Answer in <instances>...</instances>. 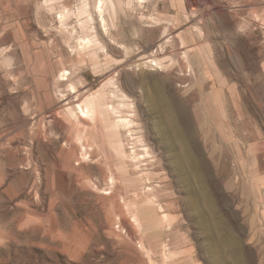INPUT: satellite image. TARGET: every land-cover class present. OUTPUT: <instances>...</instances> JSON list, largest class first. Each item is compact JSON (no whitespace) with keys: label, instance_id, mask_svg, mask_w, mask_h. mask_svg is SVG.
Here are the masks:
<instances>
[{"label":"rangeland","instance_id":"1","mask_svg":"<svg viewBox=\"0 0 264 264\" xmlns=\"http://www.w3.org/2000/svg\"><path fill=\"white\" fill-rule=\"evenodd\" d=\"M0 264H264V0H0Z\"/></svg>","mask_w":264,"mask_h":264},{"label":"bare ground","instance_id":"2","mask_svg":"<svg viewBox=\"0 0 264 264\" xmlns=\"http://www.w3.org/2000/svg\"><path fill=\"white\" fill-rule=\"evenodd\" d=\"M160 101H161V103L164 105V112H165V116L167 117H170V118H172L169 122H168V125H167V133H168V136H172V137H174V138H180V133H179V131H178V128H176V125L174 124V122L175 121H173V117H172V115H171V111H170V109H169V105L167 104V100L165 99V98H163L161 95H160V97L158 98ZM105 105V103L103 102V101H100L99 102V106L100 107H103ZM94 108H96L95 107V103H93V105H92ZM94 108L92 109V110H94ZM79 110L81 111V112H83V110L81 109V108H79ZM90 110V109H89ZM86 116H88V114H89V111H88V109H86V111H85V113H84ZM169 118V119H170ZM129 125V124H128ZM179 151H181V150H179ZM133 153V152H132ZM179 154L180 155H182L180 152H179Z\"/></svg>","mask_w":264,"mask_h":264}]
</instances>
